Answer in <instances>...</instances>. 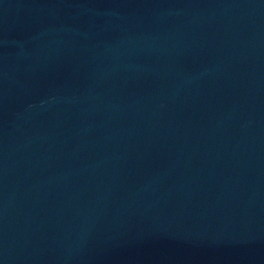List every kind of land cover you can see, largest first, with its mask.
<instances>
[{"label":"water","instance_id":"1","mask_svg":"<svg viewBox=\"0 0 264 264\" xmlns=\"http://www.w3.org/2000/svg\"><path fill=\"white\" fill-rule=\"evenodd\" d=\"M0 264H264V0H0Z\"/></svg>","mask_w":264,"mask_h":264}]
</instances>
